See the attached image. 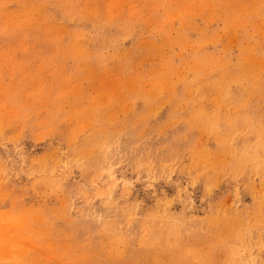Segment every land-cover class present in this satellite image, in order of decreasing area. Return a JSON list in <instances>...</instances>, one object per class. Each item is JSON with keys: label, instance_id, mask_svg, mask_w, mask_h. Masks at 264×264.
<instances>
[{"label": "rangeland", "instance_id": "obj_1", "mask_svg": "<svg viewBox=\"0 0 264 264\" xmlns=\"http://www.w3.org/2000/svg\"><path fill=\"white\" fill-rule=\"evenodd\" d=\"M0 264H264V0H0Z\"/></svg>", "mask_w": 264, "mask_h": 264}]
</instances>
